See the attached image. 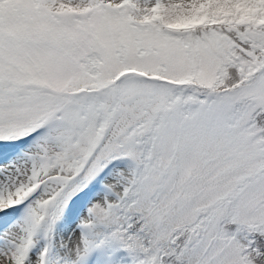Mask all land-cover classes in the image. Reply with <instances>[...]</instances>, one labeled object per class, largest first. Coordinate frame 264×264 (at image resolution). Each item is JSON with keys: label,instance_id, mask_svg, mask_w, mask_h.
Here are the masks:
<instances>
[{"label": "snow or ice", "instance_id": "obj_1", "mask_svg": "<svg viewBox=\"0 0 264 264\" xmlns=\"http://www.w3.org/2000/svg\"><path fill=\"white\" fill-rule=\"evenodd\" d=\"M0 264H264V0H0Z\"/></svg>", "mask_w": 264, "mask_h": 264}]
</instances>
